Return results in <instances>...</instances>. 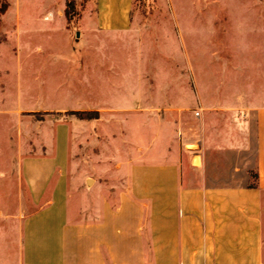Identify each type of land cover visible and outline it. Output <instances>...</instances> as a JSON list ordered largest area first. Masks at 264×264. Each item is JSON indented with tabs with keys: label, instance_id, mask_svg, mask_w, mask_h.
Wrapping results in <instances>:
<instances>
[{
	"label": "rangeland",
	"instance_id": "374dc122",
	"mask_svg": "<svg viewBox=\"0 0 264 264\" xmlns=\"http://www.w3.org/2000/svg\"><path fill=\"white\" fill-rule=\"evenodd\" d=\"M6 1L0 254L17 251L23 222L51 196L37 199L30 181L66 175L72 190L104 175L116 181L140 147L151 149L148 160L163 138L166 152L181 144L171 143L180 113H200L203 98L216 101L225 85L232 94L264 69V0H133L131 35L100 38L82 28L87 0H74L69 23L67 0ZM87 200L95 206L96 193Z\"/></svg>",
	"mask_w": 264,
	"mask_h": 264
},
{
	"label": "crops",
	"instance_id": "0c3cea01",
	"mask_svg": "<svg viewBox=\"0 0 264 264\" xmlns=\"http://www.w3.org/2000/svg\"><path fill=\"white\" fill-rule=\"evenodd\" d=\"M132 8L133 0H87L82 28L91 38L129 36ZM236 84L203 98L198 116L180 113L171 143L181 144L166 152L163 138L148 160L151 149L140 147L116 181L104 175L74 190L66 175L30 181L37 199L51 196L0 264H264V69Z\"/></svg>",
	"mask_w": 264,
	"mask_h": 264
},
{
	"label": "trees",
	"instance_id": "16d2710c",
	"mask_svg": "<svg viewBox=\"0 0 264 264\" xmlns=\"http://www.w3.org/2000/svg\"><path fill=\"white\" fill-rule=\"evenodd\" d=\"M86 2V0H85ZM8 9V3L4 0L3 4L0 7V17L5 14ZM75 13V1L74 0H67L66 2V9H65V16L67 18L68 23L73 19Z\"/></svg>",
	"mask_w": 264,
	"mask_h": 264
},
{
	"label": "built area",
	"instance_id": "2783aa9c",
	"mask_svg": "<svg viewBox=\"0 0 264 264\" xmlns=\"http://www.w3.org/2000/svg\"><path fill=\"white\" fill-rule=\"evenodd\" d=\"M197 114V116L199 115V113H196Z\"/></svg>",
	"mask_w": 264,
	"mask_h": 264
}]
</instances>
